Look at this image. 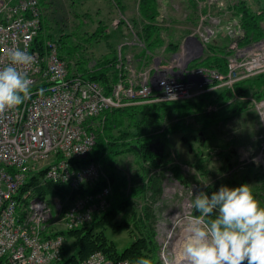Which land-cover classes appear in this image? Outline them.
Here are the masks:
<instances>
[{"label":"built area","instance_id":"2783aa9c","mask_svg":"<svg viewBox=\"0 0 264 264\" xmlns=\"http://www.w3.org/2000/svg\"><path fill=\"white\" fill-rule=\"evenodd\" d=\"M40 29V0H0V68L10 63V49L35 57L25 69L33 81L30 99L0 114V264H58L66 241L55 234L57 227H79L109 208L110 178L100 163L85 161L96 142L90 129L93 117L108 109L180 101L215 88H233L264 73V38L242 44L245 32L240 21L218 20L199 32L200 41L189 45L201 49L219 30L225 31L227 73L204 66L188 71L178 82L171 75L146 71L139 84L121 81L107 95L97 82L70 73L57 41L48 40L45 53L34 50ZM36 174L41 184H63L65 199L55 197L50 204L35 195L33 186L19 197L20 188ZM101 179L105 183L95 190ZM84 186L91 191L78 193ZM163 263L171 264L166 259ZM80 264L133 263L96 251Z\"/></svg>","mask_w":264,"mask_h":264},{"label":"trees","instance_id":"16d2710c","mask_svg":"<svg viewBox=\"0 0 264 264\" xmlns=\"http://www.w3.org/2000/svg\"><path fill=\"white\" fill-rule=\"evenodd\" d=\"M64 2L65 0H40L41 29L33 42V49L45 53L46 42L57 41L60 55L66 59L71 74L97 82L105 94L112 95L119 82L123 81L126 84L129 82L124 79L122 60L110 41L117 32L124 33L122 26L127 24L124 20H120L122 24H119V29L113 34L109 30L108 20H111L117 10L125 11L126 5L123 0H103L109 8L104 14L106 17L103 18L99 17L101 15L99 8L94 13L87 8L82 11L83 6L92 0H67V4ZM228 7L232 11V17L240 21L245 32L242 44L264 38V7L255 9L250 0H235L234 3H229ZM138 8L141 20L137 22L141 25L137 36L144 43L143 52L155 54L158 48H163L165 45H168L167 49L177 50L179 42L166 43L163 38L162 33L165 29L158 20V0H139ZM69 16L72 17L71 20ZM51 21H55L56 28L50 27ZM91 24L95 25L93 30L89 29ZM99 45L108 47V51L100 53L97 57L95 50ZM206 48L207 57L201 63L195 62L194 65L208 66L227 73V57L230 54L228 43L223 46L209 43ZM148 57L152 58V56ZM216 89L200 95L195 101L130 105L105 110L91 119L90 129L96 135V142L85 161L100 163L110 178L112 186L110 206L105 212L96 214L88 223L70 230L61 228L55 232L63 235L66 241L58 264H80L96 251L103 252L114 261L128 260L135 264L139 257L144 256L153 264H164L159 254L156 216L148 198H156L161 193L165 172L171 173L186 187L190 186V179L182 174L179 164H172L171 160L167 159L168 154L163 150L156 151L152 145L162 146L165 143L162 139L181 133L182 142L188 145L193 157L198 159L196 168L203 173L201 166L215 157L204 150L209 139L213 138L211 132L216 126L225 124L248 108V101H238L237 98L241 100L252 98L256 102L264 99V73L241 80L233 88ZM212 106L216 109L210 111L208 107ZM187 117L195 118L200 128L195 129L186 123ZM173 118L177 119L175 123L165 125L167 119L173 120ZM208 131L211 133L210 138L205 135ZM190 133L198 137L201 143L197 150L190 145ZM226 146L227 148L221 146L222 149L218 152L220 164L217 173L219 174L214 175V182L205 189L209 196L213 191H218L222 185L238 187L246 184L250 175L255 181L260 180L261 175L254 172V164H250L243 175L239 169L227 174L238 163L239 152L235 148H230V144ZM130 153L136 157L134 162L136 167L133 176L129 179L126 175H118L115 159ZM42 173L43 171L39 174ZM103 183H105L103 179L97 182L95 190ZM32 186L35 195L50 204L55 197L64 200L67 194L63 184L51 182L41 184L36 174L20 188L19 197ZM256 190L261 196V206L264 207V182ZM89 191L91 188L84 186L78 190V193ZM143 201L145 203L142 204ZM191 214L198 215L194 208ZM109 229L113 232L128 229L134 240L130 245L119 249L117 243L109 237ZM70 239L74 240L71 247L67 245Z\"/></svg>","mask_w":264,"mask_h":264},{"label":"rangeland","instance_id":"374dc122","mask_svg":"<svg viewBox=\"0 0 264 264\" xmlns=\"http://www.w3.org/2000/svg\"><path fill=\"white\" fill-rule=\"evenodd\" d=\"M234 1L194 0L193 3V0H158V20L160 25L165 29L162 33L163 38L166 43L179 42V46L177 50L167 49L168 45H165L163 48H158L149 61L150 69H154L158 74L164 73L168 76L171 75L180 82L188 71L195 72L201 67H204L203 65H194V63H201L207 57V48L204 45L201 49H191L189 44L195 43L196 40L198 41L199 32L205 29L207 30L211 26L214 27L218 20L224 23L236 19L232 17V11L228 7V4H232ZM250 2L255 9L264 7V0H250ZM64 3L67 4V0ZM123 3L126 5L125 11L117 10L114 12L112 18H110L111 20H106L109 21V30L113 34L117 32L118 27L122 24L120 20H124L127 24L126 26H122L125 32L122 34L121 32H117L110 41L115 49H118L122 44H127L129 48H134V50L131 49L128 51L130 55H134L135 50L144 47L143 41L137 36L138 29L141 25V23L137 22L141 20L138 12L139 0H123ZM106 6L107 4L103 0H92V2L83 6L82 11L87 8L94 13L99 8L101 10L99 17L102 16L105 18L106 16L104 14L109 10ZM68 18L71 20L72 17L69 16ZM69 24L72 27L71 21ZM50 27L53 29L54 27L56 28L55 21H51ZM94 27L95 25L91 24L89 29L93 30ZM228 42L229 40L225 31L219 30V34L216 37H212L210 43L223 46ZM104 51L106 52V46H96L95 53H97V57ZM220 89H224V87L218 88V90ZM188 98L178 102L195 101L199 96L192 95ZM237 100L248 101L249 106L225 124L222 125L221 123L219 126H216L214 131L211 132L213 133V138L209 139L206 145L207 147L204 150L206 153H210V156L215 157L210 158L201 166L202 168L200 167L203 173L196 168L197 166L195 165L199 163L198 159L193 157L194 155L189 151L188 145L182 142L181 133L169 135L167 138L162 139L163 141L165 140V143L162 146H158L163 147L162 150L164 153L168 154L167 159L171 160L172 164H179L182 169V174L190 179V186L186 187L176 180L171 173L165 172L161 184V193L156 198H148L156 216V230L160 245L159 254L163 261L166 259L171 264H186L183 255V244L188 236L187 225L194 216L191 214L193 208L189 207V205L195 199L194 196L196 194L200 191L205 192L207 186L214 182V175L219 174L217 173L220 164L218 152L222 149L221 146L227 148L226 144H230V148H235L239 152L238 163L227 174H231L233 171L239 169L243 175L247 171L248 166L254 164V172L261 175L260 180L255 181L253 176L250 175L251 177L247 179L246 184L250 185L255 198L261 204V196L257 193L256 188L264 182V99L258 102L252 100V98H244L242 100L237 98ZM208 108L210 111L216 109L215 106ZM176 120L174 118L173 120L167 119L165 125L173 124ZM186 123L192 125L195 129L200 128V125L193 117H187ZM211 133L208 131L205 135L210 138ZM189 137L190 145L193 146L194 150L199 149L201 143L198 137H194L191 133ZM135 159L136 157L132 153L117 157L115 159V165L118 175H126L130 179L135 172ZM140 201L142 200L140 199ZM143 203L145 202L143 201ZM57 228L61 229L62 226L59 225ZM108 235L117 243L119 249L130 245L134 240L128 229H122L119 232H113L109 229ZM73 243L74 240L70 239L67 245L71 247Z\"/></svg>","mask_w":264,"mask_h":264},{"label":"clouds","instance_id":"9594fccd","mask_svg":"<svg viewBox=\"0 0 264 264\" xmlns=\"http://www.w3.org/2000/svg\"><path fill=\"white\" fill-rule=\"evenodd\" d=\"M8 55L10 63L0 68V114L30 99L33 83L25 69L35 57L18 48ZM194 197L189 207L198 215L187 225L186 264H264V207L250 185H222L210 196L200 191ZM135 264L153 262L141 256Z\"/></svg>","mask_w":264,"mask_h":264},{"label":"crops","instance_id":"0c3cea01","mask_svg":"<svg viewBox=\"0 0 264 264\" xmlns=\"http://www.w3.org/2000/svg\"><path fill=\"white\" fill-rule=\"evenodd\" d=\"M131 49L134 50V48H129L127 44H122L118 49L116 48L117 54L122 60L121 67L123 66L122 68L124 71L125 81L135 80V82L139 84L142 81V74L144 72L148 71L152 74L155 72L154 69H150V58L148 57L153 54L150 52L144 53V47H141L139 50H135L136 52H134V55H130L128 51ZM107 51L108 47H106V52Z\"/></svg>","mask_w":264,"mask_h":264},{"label":"water","instance_id":"95a60500","mask_svg":"<svg viewBox=\"0 0 264 264\" xmlns=\"http://www.w3.org/2000/svg\"><path fill=\"white\" fill-rule=\"evenodd\" d=\"M152 147H153L156 151H158V150H162V149H163V147H157V146H155V145H152Z\"/></svg>","mask_w":264,"mask_h":264}]
</instances>
